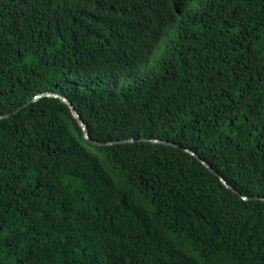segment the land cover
I'll list each match as a JSON object with an SVG mask.
<instances>
[{
	"label": "trees",
	"instance_id": "trees-1",
	"mask_svg": "<svg viewBox=\"0 0 264 264\" xmlns=\"http://www.w3.org/2000/svg\"><path fill=\"white\" fill-rule=\"evenodd\" d=\"M8 115L0 264H264V0H0Z\"/></svg>",
	"mask_w": 264,
	"mask_h": 264
},
{
	"label": "water",
	"instance_id": "water-1",
	"mask_svg": "<svg viewBox=\"0 0 264 264\" xmlns=\"http://www.w3.org/2000/svg\"><path fill=\"white\" fill-rule=\"evenodd\" d=\"M46 96H51V97H57V98H61L64 102H66L67 104L70 105V107L73 109L75 115L77 116L78 119H80L81 121V126L83 127L84 131H85V134H86V137L88 140L92 141L91 137H90V134H89V129L88 127L85 125V122L84 120L82 119V116L81 114L79 113V111L76 109V107L74 106L73 102L67 98L66 96L62 95V94H55V93H49V94H45V95H41L38 99L40 98H43V97H46ZM14 115H8V116H0V118L2 120H7V119H10L12 118ZM96 144L98 145H102L101 143H98V142H95ZM138 143H150V144H160V145H166V146H172V147H177L176 145L174 144H171L169 142H165V141H160V140H146V139H128V140H124V141H121V142H115V143H108L106 145H126V144H138ZM192 156L196 157L198 160H200L204 166L209 169L214 175L218 176L222 183L230 190H233L232 187L227 183V181L223 178V177H220L219 173H217L216 171H214L212 169L211 166H209L208 163L204 162L203 160H201L200 157H198L195 153L191 152V151H188ZM235 193L239 194V192L233 190ZM246 200H249V198L247 197H244Z\"/></svg>",
	"mask_w": 264,
	"mask_h": 264
}]
</instances>
